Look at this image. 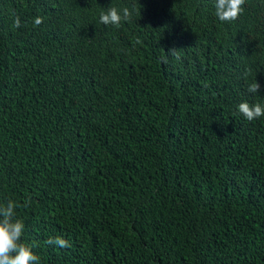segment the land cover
<instances>
[{
    "label": "trees",
    "instance_id": "trees-1",
    "mask_svg": "<svg viewBox=\"0 0 264 264\" xmlns=\"http://www.w3.org/2000/svg\"><path fill=\"white\" fill-rule=\"evenodd\" d=\"M214 3L0 0V204L40 264H264V0Z\"/></svg>",
    "mask_w": 264,
    "mask_h": 264
},
{
    "label": "clouds",
    "instance_id": "clouds-1",
    "mask_svg": "<svg viewBox=\"0 0 264 264\" xmlns=\"http://www.w3.org/2000/svg\"><path fill=\"white\" fill-rule=\"evenodd\" d=\"M245 0H215V16L221 22H233L237 20L243 12ZM135 10V9H134ZM132 12L129 8L124 7L118 9L109 7L107 11H101L99 22L105 26L112 25L120 27L122 21L130 22ZM34 26L43 23V17L34 18ZM14 28L21 27V20L17 16L13 23ZM179 52L171 49L168 55L160 58L162 63H167V56H175L179 59ZM248 70L245 71L247 76ZM260 89V85L256 80L248 86V92L255 95ZM238 112L248 121H253L264 117V104L241 102L238 106ZM30 200H26L23 205L19 202L9 199L6 204H0V264H40V258L34 253L35 245L22 241L25 230L24 222L17 218L16 209L19 207H27ZM47 245L57 246L59 248L70 247L68 240L56 236L50 237L45 241Z\"/></svg>",
    "mask_w": 264,
    "mask_h": 264
}]
</instances>
